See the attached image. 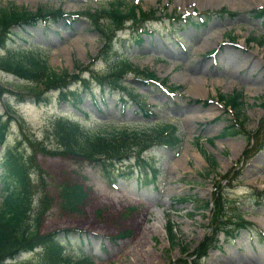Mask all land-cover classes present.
Wrapping results in <instances>:
<instances>
[{"label": "rangeland", "instance_id": "rangeland-1", "mask_svg": "<svg viewBox=\"0 0 264 264\" xmlns=\"http://www.w3.org/2000/svg\"><path fill=\"white\" fill-rule=\"evenodd\" d=\"M115 1L144 11L156 10L157 17L166 16V12L181 16L195 11V17L204 18L203 24L196 19L204 26L198 30L188 25L180 28L184 23L167 17L148 22L145 28L149 33H140V43L138 32L125 30L118 33L107 58L93 61L103 42L83 16L71 25L59 21L52 26L39 23L26 31L15 28L17 34L8 42L9 49L12 54L32 49L47 60L51 70L73 77L84 67L105 75L118 60L126 59L135 67L154 72L166 80L165 85L182 90L168 95L128 75L127 88L152 112L147 120L127 93L102 88L95 81L85 89L73 79L65 93L52 90L40 97L44 101L30 100L27 97H34L27 95L28 82L0 71V123H6L7 128L0 145V202L12 182L5 161L19 158L27 162L32 185L39 184L43 190L36 189L35 206L40 199L50 201L40 232L71 231L61 235L58 244L66 256L88 255L96 264H183L210 234L213 207L201 208L199 202H212L213 206V200L225 196L255 229L241 232L235 242L219 235V244L200 264H264V148L257 152V143L250 151L251 140L241 135L220 136L227 121L233 123V119L219 99L220 95L241 93L246 132L255 131L264 117V2L0 0V7L16 5L28 11L60 8L71 14L99 10ZM222 8L225 12L219 14ZM259 40L262 43L257 44ZM6 54L0 50V58ZM192 77L202 81L203 89L191 90ZM78 78L88 82L90 73H79ZM60 117L91 132L121 126L143 131L153 122L155 127L171 124L179 130L181 148H155L144 154L142 162L136 163L135 157L113 161V167L107 164L106 169L75 156H51L43 152L55 146L50 133ZM31 141L35 147L29 145ZM263 142L264 138L260 144ZM210 158L215 160L214 169L208 165ZM140 181H147L148 187ZM62 184L79 185L87 193L79 212L59 209L58 187ZM260 192L262 196H258ZM169 226L175 232L174 240L168 235ZM40 257L37 249L19 261L33 262Z\"/></svg>", "mask_w": 264, "mask_h": 264}, {"label": "trees", "instance_id": "trees-1", "mask_svg": "<svg viewBox=\"0 0 264 264\" xmlns=\"http://www.w3.org/2000/svg\"><path fill=\"white\" fill-rule=\"evenodd\" d=\"M79 14L81 16L85 15L90 21L92 29L104 42L99 54V57L102 56L103 58L111 51L112 41L116 33L124 30L127 23L130 22L132 26L136 27V25L145 21L158 19L154 11L146 12L138 6H128L122 2H114L108 7L94 12L86 11L85 13L70 15L60 10L53 11L39 8L35 12H30L15 5L0 7V49L7 50L6 56L0 58V71L28 82L31 85L28 88L29 94L38 99L44 91L66 88L70 83L69 81L77 76L73 78L67 72L59 73L51 70L47 61L34 51L20 49L16 54H12L6 47L8 42L11 41V37L17 34L13 32L14 28L23 29L25 26L33 25L35 21L42 19L55 22L62 18L78 17ZM129 73L143 77L147 83L158 80L153 73L134 68L126 60H121L115 64L108 75L102 77L93 74V78L99 81L102 87L123 89V78ZM80 81L85 83L83 79ZM129 95L136 102L135 104L139 107L143 116L150 119V111L142 104L139 96L131 93ZM238 97V94L219 96L225 107L234 112L235 118L233 123L228 121L222 135L244 134L245 116ZM5 133L6 123H0V144L4 140ZM50 136H52L55 146L43 153L51 156H75L89 162L101 163L103 168L106 167L104 163L112 164L113 161H122L133 156H136L139 160L146 149L155 145L164 143L174 147L178 143L175 130L163 125L153 126L143 131L128 128H110L89 132L84 131L77 124L62 119L54 122ZM32 146L35 147V145ZM209 164L211 169L215 168L213 159H210ZM5 165L8 177L12 182L8 184L0 202V264H7L8 260L13 261L37 247L44 249V256L41 258L40 263L33 264H95L92 258L88 256L72 259L62 254L57 243L58 234L40 235L39 226L45 213L49 210V200L40 199L38 205L33 207V196L36 193V188L40 187L32 185L27 162L23 163L19 158L9 157L5 161ZM58 197L62 212L68 210L77 213L79 212L78 207L87 197V193H84L79 185L62 184L58 187ZM226 207L225 202L220 200L214 204L212 222L217 223L216 229L221 226L227 227L223 220L237 226L248 225L242 222L239 214H234L235 210H232V216L227 214ZM171 229L172 227L169 226L170 234L168 231V235L174 240L175 232ZM204 246L205 244L201 245V247Z\"/></svg>", "mask_w": 264, "mask_h": 264}, {"label": "bare ground", "instance_id": "bare-ground-1", "mask_svg": "<svg viewBox=\"0 0 264 264\" xmlns=\"http://www.w3.org/2000/svg\"><path fill=\"white\" fill-rule=\"evenodd\" d=\"M179 1L181 3L183 0H179ZM230 1H231L232 4H236L237 2H240L239 0H230ZM252 1L254 2V1H257V0H252ZM258 1H260L258 3L264 2V0H258ZM207 41L210 42L209 39H207ZM196 88L203 89L202 81L197 79V78L192 77L191 78V90L196 89ZM157 226L158 225H154L153 227L156 228Z\"/></svg>", "mask_w": 264, "mask_h": 264}]
</instances>
